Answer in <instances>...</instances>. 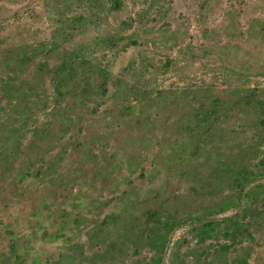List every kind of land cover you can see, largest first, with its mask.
Here are the masks:
<instances>
[{
    "label": "rangeland",
    "instance_id": "obj_1",
    "mask_svg": "<svg viewBox=\"0 0 264 264\" xmlns=\"http://www.w3.org/2000/svg\"><path fill=\"white\" fill-rule=\"evenodd\" d=\"M2 20L0 90L34 87L0 91V264H264V170L246 188L254 240L201 232L241 209L222 207L237 165L264 158L247 103L264 93V0H0ZM73 53L93 67L62 95L38 70ZM203 101L220 114L197 125Z\"/></svg>",
    "mask_w": 264,
    "mask_h": 264
},
{
    "label": "trees",
    "instance_id": "obj_2",
    "mask_svg": "<svg viewBox=\"0 0 264 264\" xmlns=\"http://www.w3.org/2000/svg\"><path fill=\"white\" fill-rule=\"evenodd\" d=\"M120 3L116 1V6L119 7ZM6 21V20H5ZM3 20L0 22V27L3 29ZM16 57V58H15ZM27 57V54H15L13 57L8 60L7 62L13 64L19 61H22L24 58ZM93 62L88 61L84 56H81L77 53H73L70 56L67 57L63 61L61 65L58 67H50L49 62H42L40 63L39 72H45L48 71L51 76V81L54 87V90L64 94H69V86H71L72 81L77 79L78 77L82 76L84 77V71L86 68L93 67ZM109 72L107 69L100 68V77L101 81L99 84L101 92L107 93V83L109 79ZM42 77V78H41ZM40 78V79H39ZM90 79V77H88ZM91 80V79H90ZM1 92L4 91L7 93L8 99L12 100L14 98V94L18 91L26 92L27 90H30V88L34 87V82L31 80H24V79H16L13 77H10V75L6 76L1 80ZM36 83L39 85L42 84V86H45L46 81L44 76L38 77L36 79ZM74 83H78L76 80ZM67 87V88H66ZM64 88H66L64 90ZM248 107L252 110L257 111V113L262 114L264 112V93H253L247 98ZM208 102L203 101L202 108L203 110L200 111V119L196 121L197 125H202L203 123H209L215 115H219L220 112L216 109V106H213L210 104L206 107V104ZM259 129L264 128V117L261 118L260 122L258 123ZM12 141H16L17 139H11ZM17 142V141H16ZM19 142V141H18ZM18 147V146H17ZM259 169V170H256ZM264 170V158L260 160V163L255 165L249 164V162H240V164L237 165L234 171L230 174V178L227 180V184L231 185L233 188L236 189L237 194L234 196H230L228 199L223 201V206H230L234 205L235 207L240 206L241 209L237 211L235 214L229 215L226 218H224L221 222L218 223H209L206 225L205 228L201 230L202 233H207L208 231L214 230L216 227L219 228L221 232L228 236H232L235 239V243L242 242L243 238L247 236L249 239L254 240V236L251 232H249V229L247 228V225L245 222H243V218L247 215L249 209H250V203L249 199L247 200V196H251V193L247 192L246 188L248 187V183L255 177L258 176V171ZM264 174V172H263ZM222 205V204H221ZM240 212V213H239ZM151 217L157 222L156 224L161 227L160 225H167L171 222V220H167L166 222L163 221L162 217L157 213L156 211L150 212ZM156 226L155 234L153 235V240L155 244L161 245V242L164 241V239L167 237L166 233H161L159 227ZM170 227V226H169ZM239 241H237V240ZM241 240V241H240ZM250 256V251L247 252V256ZM229 264V262H226ZM176 264V263H175ZM234 264H248V258H242L238 259L237 261H234Z\"/></svg>",
    "mask_w": 264,
    "mask_h": 264
}]
</instances>
